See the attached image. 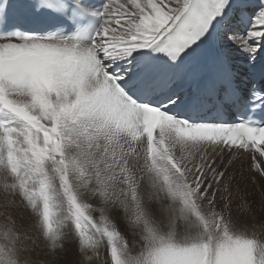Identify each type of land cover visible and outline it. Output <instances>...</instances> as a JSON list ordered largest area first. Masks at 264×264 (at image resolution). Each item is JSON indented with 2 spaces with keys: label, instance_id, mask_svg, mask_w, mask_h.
Instances as JSON below:
<instances>
[{
  "label": "snow or ice",
  "instance_id": "snow-or-ice-1",
  "mask_svg": "<svg viewBox=\"0 0 264 264\" xmlns=\"http://www.w3.org/2000/svg\"><path fill=\"white\" fill-rule=\"evenodd\" d=\"M237 163L264 186V0H0V264H264Z\"/></svg>",
  "mask_w": 264,
  "mask_h": 264
},
{
  "label": "rangeland",
  "instance_id": "rangeland-1",
  "mask_svg": "<svg viewBox=\"0 0 264 264\" xmlns=\"http://www.w3.org/2000/svg\"><path fill=\"white\" fill-rule=\"evenodd\" d=\"M240 164L237 163V165L229 170V175H232L233 172H235V180L233 181V186L235 187V185H239L242 189H245L248 191V192H251L253 193V195L250 197L251 200H255L256 204H254V207L259 204V201H260V198H261V195H264V186H261V185H256L255 188H253V186L251 184L248 183V180H247V165L245 164V168H244V175L241 176L240 174ZM237 209H236V204L234 203L233 204V211L235 212ZM73 251L71 253L68 254L67 257H65L64 259H66L67 261H71L73 259H75V246L72 245L71 246ZM62 257H63V254L61 253L60 254ZM62 264H63V261H62ZM94 264H96V262H94Z\"/></svg>",
  "mask_w": 264,
  "mask_h": 264
}]
</instances>
